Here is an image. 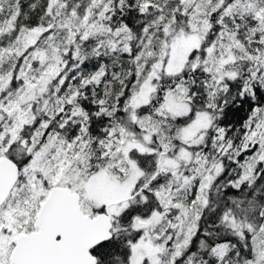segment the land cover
Instances as JSON below:
<instances>
[{
    "label": "snow or ice",
    "instance_id": "1",
    "mask_svg": "<svg viewBox=\"0 0 264 264\" xmlns=\"http://www.w3.org/2000/svg\"><path fill=\"white\" fill-rule=\"evenodd\" d=\"M0 264H264V0H0Z\"/></svg>",
    "mask_w": 264,
    "mask_h": 264
}]
</instances>
